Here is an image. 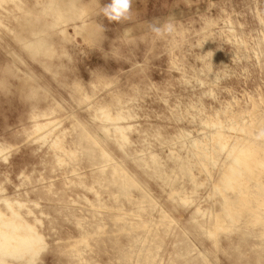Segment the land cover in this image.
Returning <instances> with one entry per match:
<instances>
[{
    "label": "rangeland",
    "instance_id": "1",
    "mask_svg": "<svg viewBox=\"0 0 264 264\" xmlns=\"http://www.w3.org/2000/svg\"><path fill=\"white\" fill-rule=\"evenodd\" d=\"M110 2L0 0V260L264 264V0Z\"/></svg>",
    "mask_w": 264,
    "mask_h": 264
},
{
    "label": "clouds",
    "instance_id": "2",
    "mask_svg": "<svg viewBox=\"0 0 264 264\" xmlns=\"http://www.w3.org/2000/svg\"><path fill=\"white\" fill-rule=\"evenodd\" d=\"M134 0H111L110 3L100 8V13L108 19L109 22L127 21L132 18V5ZM148 28L157 36L170 35L174 32L175 25L172 19L165 20L160 24L158 20L148 22ZM254 140L257 142L264 141V127H260L254 134ZM42 242H37V245L31 248L28 252L29 264H39V259L42 255ZM3 256L10 260H17L20 257L17 254L5 248ZM0 264L3 261L0 260Z\"/></svg>",
    "mask_w": 264,
    "mask_h": 264
},
{
    "label": "bare ground",
    "instance_id": "3",
    "mask_svg": "<svg viewBox=\"0 0 264 264\" xmlns=\"http://www.w3.org/2000/svg\"><path fill=\"white\" fill-rule=\"evenodd\" d=\"M214 77V76H213ZM212 77V78H213ZM215 78V77H214ZM213 78V79H214ZM217 78V77H216ZM215 78V79H216ZM214 79V80H215ZM218 79V78H217ZM91 107H95L98 111H100V112H105V114L107 115V116H109L108 115V113L106 112V110H105V107L104 106H101L100 104H99V102H97L96 104H93V105H91ZM201 107V106H200ZM200 111V110H199ZM202 112V111H201ZM52 121H49L48 123H47V125H49L50 123H51ZM208 123V122H207ZM206 124V123H205ZM46 125V126H47ZM129 128H130V126H124V127H122V128H118V131H120L119 132V138L121 139V141H117L118 142V144L121 146L123 143H124V141L126 140V133H125V130H129ZM190 144H195V141L193 142V141H190ZM202 159V158H201ZM204 166V165H203ZM205 167V166H204ZM221 181H223V179H221ZM2 200H4V201H6L7 202V200L6 199H4V198H2ZM228 200H226V206H227V210H228V212H227V216H230L231 217V214H230V211H231V208L233 207V203L232 202H227ZM238 216H240V214H237ZM84 244V243H83ZM20 247V246H19ZM78 252H80L79 251V249L76 247V250L73 252V253H69L68 255H70V254H77Z\"/></svg>",
    "mask_w": 264,
    "mask_h": 264
}]
</instances>
